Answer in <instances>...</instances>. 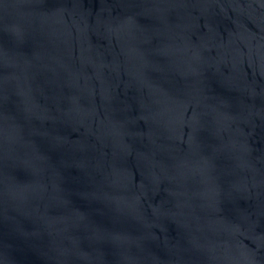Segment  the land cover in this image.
<instances>
[{
    "label": "water",
    "instance_id": "1",
    "mask_svg": "<svg viewBox=\"0 0 264 264\" xmlns=\"http://www.w3.org/2000/svg\"><path fill=\"white\" fill-rule=\"evenodd\" d=\"M0 264H264V0H0Z\"/></svg>",
    "mask_w": 264,
    "mask_h": 264
}]
</instances>
